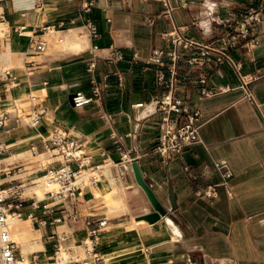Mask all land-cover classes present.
Wrapping results in <instances>:
<instances>
[{
	"label": "crops",
	"instance_id": "0c3cea01",
	"mask_svg": "<svg viewBox=\"0 0 264 264\" xmlns=\"http://www.w3.org/2000/svg\"><path fill=\"white\" fill-rule=\"evenodd\" d=\"M88 1L95 34L82 19ZM185 2L170 0L168 16L161 0H45L39 5L37 0H0V110L8 113L0 127L3 181H21L24 187L63 163L42 141L54 128L67 130L82 154L103 164L96 184L64 200L61 222L42 225L29 218L27 227L20 218L22 236L18 229L12 233L17 259L46 264L67 253V260L86 257L88 264H264V14L250 28L258 37L256 46L248 49L239 39L229 47L238 71L226 63L176 62L177 93L183 105L199 111L200 140L166 160L152 150L158 132L155 109L166 91L157 72L168 73L171 64L158 51L175 48L164 34L183 26L182 33L195 41L219 38L226 32L221 19L264 0ZM45 26L63 37L64 48L30 49L32 39L48 32ZM179 50L188 56V50ZM28 61L34 63L30 73ZM241 76L249 80L246 86ZM203 88L215 92L203 96ZM76 92L89 100L74 106L69 96ZM38 106L45 110L35 127L15 120L16 114L25 116ZM175 116V124L185 119L183 112ZM132 159L167 210L153 222L141 219L144 209L132 202L141 196L132 190ZM217 160H224L231 172L228 184L216 186L215 198L199 196L205 185L221 182ZM31 189L40 194L43 182ZM25 197L20 213L27 217L30 198L36 196ZM87 216L94 222L106 219L96 235L98 261L82 244ZM51 232L67 234L60 242L65 252L54 254L47 239ZM67 260L63 264H71Z\"/></svg>",
	"mask_w": 264,
	"mask_h": 264
},
{
	"label": "built area",
	"instance_id": "2783aa9c",
	"mask_svg": "<svg viewBox=\"0 0 264 264\" xmlns=\"http://www.w3.org/2000/svg\"><path fill=\"white\" fill-rule=\"evenodd\" d=\"M45 0H37L39 5ZM165 11L164 13L171 16L172 6L170 0H161ZM182 6L186 4L185 0H180ZM92 5V1L83 4L84 14L82 19L90 28L92 34L96 31L91 24L90 18L87 16ZM261 14H264V4L260 3L256 7L249 8L246 12L239 14L231 19H221L219 23L226 27V32L219 38L209 41H195L186 37L182 32L185 30L183 26H176L172 31L166 32L164 37L168 39L175 48L169 51L159 50L158 55L165 54L171 61L168 66V73L158 70L157 79L160 85L166 88L165 93L157 102L155 114L158 120L157 138L152 150L158 153L163 159H168L181 152L182 148L188 144L198 142L200 140L199 128L201 125L199 111L197 109H189L188 106L182 104L180 95L177 93L179 79L176 75V62L181 61L185 64L204 65L208 63H226L231 65L236 71L240 69V64L235 62L229 53V47L237 40H244L243 44L249 49L258 43L257 35H252L250 28L253 22L260 21ZM0 20L3 18L0 16ZM4 23V21L2 22ZM52 27H44L43 30H49ZM22 27L15 30L19 33ZM178 48V49H177ZM180 49L189 51L188 56L180 52ZM30 49L35 52H42L46 49V42L42 39H32ZM158 64L164 63L158 59H153ZM28 73L31 72L32 61H28ZM11 80L14 77H10ZM242 85L246 86L249 82L244 76H241ZM203 81V79H202ZM222 90V88H219ZM215 91L212 88L201 89V95H210ZM245 95L250 98V92L245 90ZM1 97V92H0ZM36 95H30L31 100H35ZM89 99L85 98L80 92L74 93L72 102L74 106H80ZM44 107L38 106L25 116L18 113L14 116L19 123L35 127L42 119ZM20 112V111H19ZM185 113V119L175 124V114ZM8 113L0 110V127L5 125ZM51 150H56L63 157V163L47 170L43 176V198L40 201L36 197H31L29 201L30 212L27 217L36 219L39 224L45 225L47 222L51 224L59 223L64 219V215L60 212L65 209L64 200L80 193L85 186L96 184L101 175L103 164L92 163L84 154H82L79 145L72 140L67 134V130L54 128L52 133L42 138ZM33 152L36 151L35 146H31ZM2 148L0 147V153ZM74 163L75 166H72ZM214 166L220 171L221 182L217 184H207L199 192V196L215 198L217 196L216 186L221 184L227 186L228 178L231 172L224 160H217ZM19 167L16 166L15 169ZM3 173L0 162V264H17L16 243L6 227V218L8 214L21 215L20 209L27 201L22 195L23 182L15 183L3 181L1 177ZM38 211V213H36ZM73 219L76 215H71ZM85 223L88 228V236L82 242L85 253L94 261L100 260L99 251L97 249L96 235L103 229L106 224L105 218H99L94 222L92 216H87ZM67 238V234L57 235L54 232L48 234L47 239L53 243L54 254L60 249V242ZM80 261L81 264H88L86 257L81 259H69L68 263L75 264Z\"/></svg>",
	"mask_w": 264,
	"mask_h": 264
},
{
	"label": "water",
	"instance_id": "95a60500",
	"mask_svg": "<svg viewBox=\"0 0 264 264\" xmlns=\"http://www.w3.org/2000/svg\"><path fill=\"white\" fill-rule=\"evenodd\" d=\"M73 94H70L69 100L72 102ZM73 103V102H72ZM131 168L133 171V175L135 178L136 186L132 188V190H135L141 194V196L138 195V199H133V204L141 205V207L144 209V213L141 214L140 218L145 219L148 222H153L162 216H165L167 213V210L162 206V204L158 201L155 194L153 193L150 186L147 184V182L142 177V174L140 172V169L138 167L137 159L131 160ZM131 191V190H130ZM129 191L126 192L128 200L130 202V196ZM141 197V198H140ZM140 199V200H139Z\"/></svg>",
	"mask_w": 264,
	"mask_h": 264
},
{
	"label": "rangeland",
	"instance_id": "374dc122",
	"mask_svg": "<svg viewBox=\"0 0 264 264\" xmlns=\"http://www.w3.org/2000/svg\"><path fill=\"white\" fill-rule=\"evenodd\" d=\"M51 29V28H50ZM50 30H48V32L45 34V35H43L42 36V40H45V42H46V49L48 48H51V47H53V48H58V49H61V48H64L65 47V44H64V42L63 41H61V40H59V37L60 36H58V35H53L52 33H50L49 32ZM45 49V50H46ZM44 50V51H45ZM44 51H42V52H39V53H43ZM22 58L24 57L23 55L21 56ZM39 93V92H38ZM28 101V99H27V97H25L24 98V101H23V103H26ZM43 182V179H40V178H35L34 179V183H32V184H29V185H26V186H24L23 188H22V195L23 196H31V195H34V196H36V198H38L39 199V197H41L42 195V193H43V191L40 193V194H37L34 190H32L31 189V186H33V185H36V184H39V183H42ZM44 190V189H43ZM42 200H45V199H41L40 201H42ZM106 203L107 204H109L108 203V200H106ZM20 218H22V219H24V220H27L26 221V226L27 227H31V222H32V220H30L29 219V217L27 218V217H25V216H23V215H20L19 216V220H20ZM13 230L14 229H11V233H13ZM15 232V231H14ZM15 234H16V232H15ZM20 236H22V234H20ZM15 237H17V234L15 235ZM49 261H51V260H49Z\"/></svg>",
	"mask_w": 264,
	"mask_h": 264
},
{
	"label": "bare ground",
	"instance_id": "6f19581e",
	"mask_svg": "<svg viewBox=\"0 0 264 264\" xmlns=\"http://www.w3.org/2000/svg\"><path fill=\"white\" fill-rule=\"evenodd\" d=\"M2 23L0 24V29H1ZM22 29L20 30V32L24 29V26H21ZM52 34H55V32H50ZM59 40H63V37H59ZM51 150V149H50ZM38 189L40 190V187H38ZM38 191V190H37ZM43 198V195L41 197H39V199ZM19 216L13 215V214H8L7 218H6V227L11 235V238L13 239V235L11 233V229H18V231L20 230V223H19ZM21 234V232L19 231V235ZM66 250L64 248H61L60 251L58 252V255L61 254L62 252H65ZM68 258L67 253L63 254V256L58 259L56 262H49L46 264H63ZM17 264H26L25 260L22 259H17Z\"/></svg>",
	"mask_w": 264,
	"mask_h": 264
},
{
	"label": "clouds",
	"instance_id": "9594fccd",
	"mask_svg": "<svg viewBox=\"0 0 264 264\" xmlns=\"http://www.w3.org/2000/svg\"><path fill=\"white\" fill-rule=\"evenodd\" d=\"M201 26L202 27H205L206 30H210L209 27H208V25H206V24H202Z\"/></svg>",
	"mask_w": 264,
	"mask_h": 264
}]
</instances>
